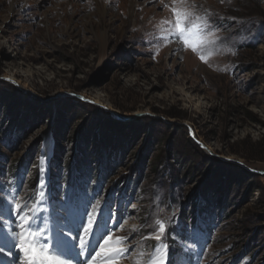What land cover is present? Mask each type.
<instances>
[{
	"label": "rangeland",
	"instance_id": "374dc122",
	"mask_svg": "<svg viewBox=\"0 0 264 264\" xmlns=\"http://www.w3.org/2000/svg\"><path fill=\"white\" fill-rule=\"evenodd\" d=\"M195 2L219 37L207 63L166 31L173 0H103L105 17L99 0H0V261L43 207L60 253L91 216L125 238L117 264L152 251L156 220L167 264H264V0Z\"/></svg>",
	"mask_w": 264,
	"mask_h": 264
},
{
	"label": "snow or ice",
	"instance_id": "6c2138e0",
	"mask_svg": "<svg viewBox=\"0 0 264 264\" xmlns=\"http://www.w3.org/2000/svg\"><path fill=\"white\" fill-rule=\"evenodd\" d=\"M177 4L180 7H171L173 19L164 21L170 25L166 31L175 37V42L182 46V51L190 50L202 62L207 63V57L212 55V49L216 46L215 42L219 39L216 35L217 29L213 28L210 22V17L214 14L203 5H197L195 0H173V5ZM165 6L168 7V5ZM40 195L43 196V192ZM14 207L17 212L23 211L19 203H16ZM23 207L28 205L25 204ZM32 219H38V217ZM94 223L95 221L89 216L87 227H84L86 236L92 232ZM18 227L21 228V232L10 236L15 247L22 253L21 256L13 257L18 260V264H66L62 259V253L47 235L48 229H42L39 226L34 228L32 220L23 215L20 217ZM105 228L106 231L100 238L103 243L98 241L95 246L99 251H96L94 255L89 254V260L85 261V264H117V261L124 258L128 252V248L124 246L125 238L112 240V229L108 228L107 224ZM166 231V224L156 220L153 231L144 236V239H154L157 244L150 246L152 248L150 253L141 250L134 264H167L168 245L163 242ZM80 239V252L77 256L83 255L88 247L83 242V238ZM0 251L3 250L0 249ZM68 264H71V261H68Z\"/></svg>",
	"mask_w": 264,
	"mask_h": 264
},
{
	"label": "bare ground",
	"instance_id": "6f19581e",
	"mask_svg": "<svg viewBox=\"0 0 264 264\" xmlns=\"http://www.w3.org/2000/svg\"><path fill=\"white\" fill-rule=\"evenodd\" d=\"M68 2V0H67ZM108 5H109V0H107ZM70 3V1H69ZM99 4H100V9L99 12L101 13V15L103 17L106 16L107 14V7L106 5H104L103 0H99ZM22 9L24 7V5L21 6ZM26 8V7H25ZM24 11V9H23ZM179 45V44H178ZM181 48V47H180ZM176 51V49H175ZM178 52V50H177ZM44 209L43 207L40 208L38 215L36 217H38V219H35L33 221V227H41L43 229V226L45 224V221L47 219V217L44 215ZM18 233L21 232V228L19 227L18 229H16ZM17 233V234H18ZM104 234V232H99V231H92L89 235H85L84 232L79 231V237L78 240L77 239H72L70 241L67 242V244H61L62 246V259L65 260L66 264H68V261H71V264H85V261L89 260V254L94 255L96 251H99L98 248H96V244L99 241L101 244L103 243V241L100 240L101 236ZM48 235V233H47ZM83 238V242L88 246L86 249V252L83 255L77 256V253L80 252V244H81V239ZM22 253L19 252L18 248H12L11 251V255H9L8 257V261L3 262L1 264H15L14 261L17 259H14L13 257H18L21 256ZM120 261H117V263Z\"/></svg>",
	"mask_w": 264,
	"mask_h": 264
},
{
	"label": "trees",
	"instance_id": "16d2710c",
	"mask_svg": "<svg viewBox=\"0 0 264 264\" xmlns=\"http://www.w3.org/2000/svg\"><path fill=\"white\" fill-rule=\"evenodd\" d=\"M42 109V108H41ZM40 109V110H41ZM21 126H23V125H21ZM57 134H60V133H57ZM79 137H78V139H77V141H76V143L78 144L79 143ZM77 144H76V147H77V149H78V146H77ZM110 146H114V144H112V143H109V146H108V148L110 147ZM102 146H100L98 149H101L99 152L98 151H96V154H95V156H91V158L89 159L88 158V156L87 155H85L84 153H81V151H77V153H75V156L77 157V161H76V158H73V163H70V161H67V163H65V165L67 166V170L68 171H72L73 170V167L75 166H77L78 168H79V170L81 169V167H83L84 166V164L86 163V164H88L89 163V160L91 161V160H96V162L99 160V157H100V155L102 154V153H100V152H102V150H103V148H101ZM116 149H117V147H116ZM108 152V151H107ZM103 153H106V151H103ZM110 153V152H109ZM107 154V153H106ZM111 154V153H110ZM109 154V155H110ZM78 155H79V157H78ZM108 154H107V156H109ZM109 158V157H108ZM75 159V160H74ZM177 170L176 169H173L171 172H176ZM171 177L172 178H175V180H178L179 179V177L177 176H175L174 177V175H171Z\"/></svg>",
	"mask_w": 264,
	"mask_h": 264
},
{
	"label": "water",
	"instance_id": "95a60500",
	"mask_svg": "<svg viewBox=\"0 0 264 264\" xmlns=\"http://www.w3.org/2000/svg\"><path fill=\"white\" fill-rule=\"evenodd\" d=\"M2 80H4V81H7V82H10V83H12V84H14L17 88H18V85L17 84H15L14 83V81L12 80V79H2ZM62 96H66V97H72V98H76V99H78V100H82V101H84V102H87V103H89V104H92V105H96V103H94V102H92V101H89V100H87V99H85L84 97H82V96H80V95H74V94H69V95H66V94H64V95H62ZM96 106H98V105H96ZM101 107V106H100ZM102 109H104V110H106V111H109L107 108H104V107H101ZM112 113V115L115 117V118H117V119H122V117H120L118 114H116V113H114V112H111ZM199 145H201L202 147H203V145L202 144H200L199 143ZM225 162H228V163H232V164H237V165H241V166H243L240 162H238V161H234V160H230V159H223ZM248 170L250 171V172H252V173H258V174H261V173H259V172H256V171H254V170H251V169H249L248 168Z\"/></svg>",
	"mask_w": 264,
	"mask_h": 264
}]
</instances>
